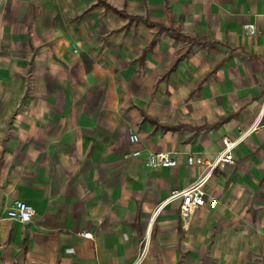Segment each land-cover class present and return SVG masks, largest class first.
Listing matches in <instances>:
<instances>
[{
	"label": "crops",
	"instance_id": "obj_1",
	"mask_svg": "<svg viewBox=\"0 0 264 264\" xmlns=\"http://www.w3.org/2000/svg\"><path fill=\"white\" fill-rule=\"evenodd\" d=\"M262 103L264 0H0V264H135L148 232L141 264H264ZM256 120L187 230L150 223Z\"/></svg>",
	"mask_w": 264,
	"mask_h": 264
},
{
	"label": "built area",
	"instance_id": "obj_2",
	"mask_svg": "<svg viewBox=\"0 0 264 264\" xmlns=\"http://www.w3.org/2000/svg\"><path fill=\"white\" fill-rule=\"evenodd\" d=\"M250 32L254 31L253 26H247ZM264 112V103H262L261 114ZM259 120L253 122V124L248 128V130L242 133L237 140L224 139L222 141V151L221 153L212 161L205 162L202 158H194L189 156L187 158V163L189 166H204V172L199 176L192 184L182 190H173L169 197L162 203H160L155 209L156 211H161L164 206L172 202H178L179 217L181 222V228L187 230L189 225L192 223L195 212L205 206L206 202L209 200V195L207 192V186L210 178L213 176L214 172L218 169L223 168L226 164L233 163V149L242 142L246 136L252 132L260 129ZM130 142L136 144L139 142L137 135L133 134L129 138ZM140 155L139 150L132 152L131 156L137 157ZM146 164L149 167H175L177 162L175 159L171 158L169 154L164 152H152L146 157ZM34 216V211L25 202L15 201L11 208L7 211V217L11 220H16L21 224L29 223ZM83 238H92L89 232H82L80 234ZM150 235L144 239L141 244L140 253L135 264H141L149 250Z\"/></svg>",
	"mask_w": 264,
	"mask_h": 264
},
{
	"label": "rangeland",
	"instance_id": "obj_3",
	"mask_svg": "<svg viewBox=\"0 0 264 264\" xmlns=\"http://www.w3.org/2000/svg\"><path fill=\"white\" fill-rule=\"evenodd\" d=\"M60 7L62 8V9H64L65 11H71V10H74V8L75 7H73V6H70V5H60ZM55 9H58L59 8V5L57 6H55L54 7ZM160 213V211L158 212V211H156V209H154L153 210V212L151 213V216H150V223H152L153 221H154V219L156 218V216H158V214ZM149 234V232L148 233H145L143 236H142V240H141V244L143 243V241H144V239L145 238H147V235ZM150 244H151V241H150V238H149V241H148V245L150 246Z\"/></svg>",
	"mask_w": 264,
	"mask_h": 264
}]
</instances>
